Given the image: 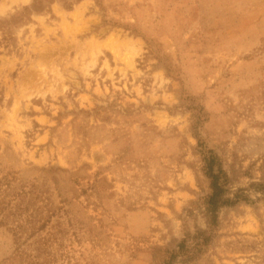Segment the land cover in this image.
I'll return each mask as SVG.
<instances>
[{
    "label": "rangeland",
    "instance_id": "rangeland-1",
    "mask_svg": "<svg viewBox=\"0 0 264 264\" xmlns=\"http://www.w3.org/2000/svg\"><path fill=\"white\" fill-rule=\"evenodd\" d=\"M34 1L0 0V264H264V0ZM190 98L252 201L198 249Z\"/></svg>",
    "mask_w": 264,
    "mask_h": 264
},
{
    "label": "trees",
    "instance_id": "trees-1",
    "mask_svg": "<svg viewBox=\"0 0 264 264\" xmlns=\"http://www.w3.org/2000/svg\"><path fill=\"white\" fill-rule=\"evenodd\" d=\"M77 1V0H75ZM45 0H35L34 7L39 9L42 7ZM185 100L182 98V101ZM191 105L186 104L187 109L192 112V126L191 130L194 132L195 137L198 139V147L200 148V155L202 156V161L204 163L203 171L205 176L210 181L211 193L207 197V206L210 218V225L212 228L209 233L200 232L196 237L194 249H198L202 246H208L214 238V230L218 226V210L224 206H235L239 203H252L251 199L247 196L241 195L240 192L233 195V199L226 197L227 186L230 184V178L228 173L224 170L222 161L215 153L212 147L201 141L198 130L202 121H205V109L204 107L196 103V99L190 98ZM252 189L257 192H264V183L252 184ZM214 229V230H213ZM185 241H182L176 249L165 251V264H170L172 261L177 259L179 256L186 257L191 252L189 249L185 248Z\"/></svg>",
    "mask_w": 264,
    "mask_h": 264
}]
</instances>
